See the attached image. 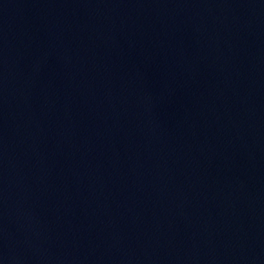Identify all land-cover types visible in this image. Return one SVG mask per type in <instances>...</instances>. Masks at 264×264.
I'll return each instance as SVG.
<instances>
[{
  "label": "water",
  "instance_id": "1",
  "mask_svg": "<svg viewBox=\"0 0 264 264\" xmlns=\"http://www.w3.org/2000/svg\"><path fill=\"white\" fill-rule=\"evenodd\" d=\"M0 264H264V0H0Z\"/></svg>",
  "mask_w": 264,
  "mask_h": 264
}]
</instances>
